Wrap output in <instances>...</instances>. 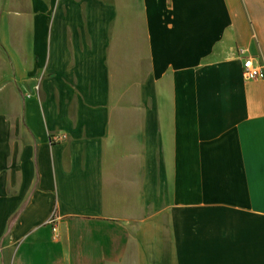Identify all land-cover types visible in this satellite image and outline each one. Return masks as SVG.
Listing matches in <instances>:
<instances>
[{"label": "crops", "instance_id": "1", "mask_svg": "<svg viewBox=\"0 0 264 264\" xmlns=\"http://www.w3.org/2000/svg\"><path fill=\"white\" fill-rule=\"evenodd\" d=\"M0 264H264V0H0Z\"/></svg>", "mask_w": 264, "mask_h": 264}, {"label": "built area", "instance_id": "2", "mask_svg": "<svg viewBox=\"0 0 264 264\" xmlns=\"http://www.w3.org/2000/svg\"><path fill=\"white\" fill-rule=\"evenodd\" d=\"M237 55L242 59L241 74L245 80H255L263 75V68L258 63H255L252 57L246 56L244 49L238 50ZM57 220L58 218L56 216H52L47 221L53 233L57 231Z\"/></svg>", "mask_w": 264, "mask_h": 264}]
</instances>
